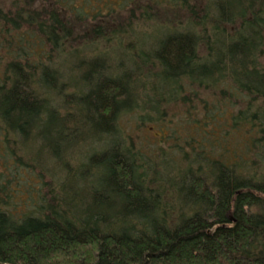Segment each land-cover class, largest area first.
I'll return each instance as SVG.
<instances>
[{
	"label": "trees",
	"instance_id": "1",
	"mask_svg": "<svg viewBox=\"0 0 264 264\" xmlns=\"http://www.w3.org/2000/svg\"><path fill=\"white\" fill-rule=\"evenodd\" d=\"M0 64V264H264V0H0Z\"/></svg>",
	"mask_w": 264,
	"mask_h": 264
},
{
	"label": "rangeland",
	"instance_id": "2",
	"mask_svg": "<svg viewBox=\"0 0 264 264\" xmlns=\"http://www.w3.org/2000/svg\"><path fill=\"white\" fill-rule=\"evenodd\" d=\"M78 1L79 0H76L77 3H78ZM1 67L2 66L0 64V69H1ZM209 105H210V109H211V107L215 108L211 104H209ZM168 113L170 114L171 119H173L174 124H173V126H164L165 127L164 129H167V130H170V131L174 130L172 133H174L178 137L179 140L175 141V144H173V145L171 144L170 146H168L167 160H171V161H173L175 163H178V160L180 159V156L183 153L187 152L188 148H190L187 145V143L185 142L184 137L181 134H180L181 136H178L179 133L183 134L187 130L188 124L184 128V130H183L184 132L181 131L182 125L187 123L186 121H184L186 119L185 117H186L187 114L185 112H182L180 109H177L174 113H173V110H171V111L169 110ZM176 124H178V125H176ZM164 132L167 133L166 130H164ZM157 135H159V132L151 131V137H154V136H157ZM209 145H211V144H209ZM212 145L215 146V147H212V149H211V151H213V156H215L216 155L215 152H219V151H221V149H220V146H218L217 144L215 145L213 143ZM209 147H211V146H209Z\"/></svg>",
	"mask_w": 264,
	"mask_h": 264
}]
</instances>
